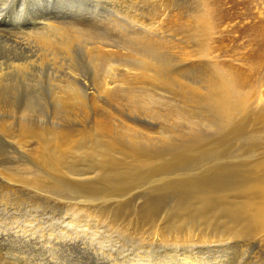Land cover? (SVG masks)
<instances>
[{
    "label": "bare ground",
    "instance_id": "1",
    "mask_svg": "<svg viewBox=\"0 0 264 264\" xmlns=\"http://www.w3.org/2000/svg\"><path fill=\"white\" fill-rule=\"evenodd\" d=\"M253 1L256 4L253 5L251 3L254 6L252 8H258L257 0ZM60 2H63V0L54 1L56 9H58L59 5L57 6V4ZM66 2L70 3L68 6L70 7L69 10L74 9L77 3L73 2V0H66ZM161 2L160 4L162 5ZM261 2L262 0H259V3ZM246 3H250V0H243V4L245 5ZM27 4L33 6V10L29 13L32 15L31 24L28 25L29 28H26L30 36L26 39L13 36L15 40L13 42L22 48L7 44L5 41H0V46L3 48L9 49L12 46L11 50L14 51L13 53L16 54V51L19 50L20 54V56L8 59L7 62L0 63V90L6 91L4 94L8 96L7 103H11L14 98L16 100V93L22 90L25 107L21 115L28 116L30 113L33 114L36 111L34 105L38 104V95H35V83L33 84V81L30 79L37 78V75L35 77L31 76L32 78L29 80L26 78L31 67L36 66L41 71L42 81L50 94L49 100L46 98L48 101H45L46 105L51 103L50 105L52 106L50 121L57 118L56 115L59 116L61 114L67 122L70 119L75 120V122L73 121V125L71 124V126H59L60 124L56 123V130H54L50 128L52 124L50 127L41 128L35 121L36 123L31 125L32 121L30 123L29 121L32 118L30 120L28 118V123L21 121L22 123H19V126L17 125L18 129L15 134H12L13 130L10 131V129L9 131L14 136L10 138L11 135H8V138L17 140L22 149L21 152H26L31 157L32 161L37 165V169L31 173H23L22 170V173L19 175L16 174V171H12L15 169L13 167L17 163L10 170H8V167V169L0 168L2 169L0 170V179L4 175L7 177V182L2 188L5 190V193L7 192L10 195L7 198L4 193L7 198L6 200L16 197V194L22 189L27 191L28 195L32 196V199L44 197L45 194H50L53 197V194L56 195L62 191H70L71 194H79L80 197L78 199L67 198L69 200L67 209L64 210V212L66 211L65 214L57 206H47V201L45 203L46 208L42 207L43 209H41L40 204H37L40 208L38 206V208L36 206L34 208V205L32 207V204L24 203L23 209L13 206L12 202L10 206L0 205V249L9 248L14 251V253L2 254L3 257L11 254L12 264H19L17 261H20L21 264H139V258L143 254L138 251L141 247L136 249L137 246H135L136 248L133 249L134 254L132 256H125L132 252L126 248L127 246L124 247L122 243L119 245L120 250L118 247L114 249H107V247L104 249L103 247L101 249L92 244L93 237H99L97 234L100 235L103 232L110 237H118L122 228H130V221H127L128 217L124 219L121 215H113L110 219L109 213L112 210L109 211V207L112 203H117L123 207L126 203L119 202L117 199L124 197V193L127 191L129 194V190L131 189L135 191L134 187L148 193L149 191H153V187H157L167 192V194L169 192L172 195L173 193L175 194L174 197L172 196L173 198L171 197L172 203L165 216L168 225L163 224L154 232L155 236L158 235L159 238L162 237L164 240L169 239L172 241L173 248H170L171 246L169 248L162 247L154 251L153 247L155 246H148L154 252L153 254L151 252L152 255L149 252L150 256L145 252L144 256L147 257L144 259L145 261H150L152 264H177L173 261L174 259L180 264H204L199 261L201 260L199 255H213L229 249L232 252H241V248L247 242L245 241L246 238H250L251 240L254 237L251 241H256L258 237L262 241V248H258L264 254V99H261L264 97L259 98L260 100L258 99L260 106H255L254 101H256V97H254V92V95H252L250 91V86L253 85L255 87H264V71H257L254 68L255 70L249 72L246 79H239L230 73L223 74L222 72L223 75H221L219 72L222 70L219 71L216 68L218 71H215V74L218 72L220 76L210 78L209 80L207 78V84L204 83L206 87L203 91L199 87L200 82L197 83L199 86L191 85L189 82L186 83L181 80L183 77L180 78V75L176 72H170V69H168L169 58L166 59L165 57V59H162V56V58L157 59L159 54H170L171 50L177 51V54L174 55L178 59L181 58V60L191 59V53L194 51L192 48H197L202 54L208 50L207 47L209 41L211 42L210 38L212 35V18L208 11L194 15L195 24L184 22L186 28H188L186 29L187 32H190L189 34L186 33L187 35L200 36V43L198 45L200 48L194 45L196 48L191 46L192 51H190L188 45L187 48L186 45H183V42L182 44L176 42L179 39L174 40V38L175 42L165 41L162 38H160L161 40H156L154 39L153 32V38L150 32L151 37H145L146 46L149 47H144L145 54L140 56L137 53L138 49H134V47H132L133 49H125L124 52L120 53L121 49H118V46H105L103 43L108 44V40L102 35L103 32H99L92 25L76 24L78 19L74 24L58 23L59 20L57 21L56 19L59 10L50 12L49 0H18L15 3V11L17 8L19 10L22 9V12ZM82 5L83 3L81 2L80 6L82 7ZM45 6L46 9L42 11ZM156 9L158 8H155L154 11ZM69 10L68 12H71ZM126 10L129 12L127 8ZM45 11L49 16L44 13ZM62 11L64 12V9ZM263 13L259 12L255 14V18L252 17L253 20L251 25L247 26L248 33L246 35L248 42L254 44L255 53L253 58L257 68L264 67V32L262 31L263 23L259 18ZM11 15L9 14L7 17L9 18L10 16L12 18ZM148 15L153 16L149 13ZM86 16L89 18V15ZM180 16L176 14L171 15L164 24H161L164 27L163 29L171 32L175 31L176 33L179 32L180 23L182 24V20L185 19V17L182 19ZM7 17L4 21L8 20ZM140 17L143 19L144 16L140 15ZM82 19H84L83 16ZM153 19L155 18L153 17ZM60 20H64V18ZM94 22H97V20ZM146 22L149 21L146 20ZM98 23H100L99 20ZM102 23L100 24L103 26ZM184 23L182 25L185 31ZM104 24L107 25L105 22ZM18 25H22L21 22ZM110 27L112 26L110 25ZM115 29L118 31L121 28ZM131 29L130 32H132ZM112 30L110 32H114ZM0 31L2 32V30ZM140 32L143 33L142 31ZM237 32L239 35L245 34V30ZM17 34L20 36V32ZM167 35L166 37L169 36ZM131 36L132 38L134 37V35ZM189 36L186 38V41ZM183 37L184 35H182ZM193 37H190L192 43L196 42V37H194L195 39ZM239 38L240 36L237 39L239 40ZM136 44L134 45L136 46ZM155 53L158 55H155ZM194 53L196 57V52ZM168 56L174 57L172 54ZM198 57L203 59L201 54ZM61 58H66L69 69L71 68L70 72L72 71L73 77L71 76L72 80L70 81L61 75L63 73L60 72L61 66L59 62L61 61L59 59ZM181 60L179 62L175 61L180 63ZM208 61L206 60V62ZM169 63L171 64V62ZM175 65L177 67L176 63ZM187 65L189 66V64ZM198 65L200 66L199 63ZM210 65L213 67L212 64ZM210 65L208 67H211ZM197 66L195 64L196 68ZM199 66L197 71L202 74V68H199ZM176 67L174 66V68ZM80 68L85 73L83 76L85 80L81 83L75 78L76 75H79L78 71H80ZM192 72L190 71V73ZM207 73L211 74L210 72ZM166 88L173 90V96L181 97V103H183L184 107L175 106L176 103L172 105V101H168L167 97L166 99L159 91L157 92L158 89ZM262 96L264 95L262 94ZM4 98H6L5 95ZM2 99H0V103ZM120 104H124L127 107L126 113H128V117L133 115L132 118L137 119L136 124L135 122L126 120L127 118L125 119L124 116L127 114L123 115L124 120L120 125L115 126V122L113 123L114 125L111 123L112 118L116 117V115H113L114 111H110L109 107L106 108V106L113 105L114 107L116 105L117 107L119 105L120 107ZM188 106L196 107L199 110L198 112H200L199 115L198 112L197 114L196 111L194 113ZM39 114L36 112V116L34 115L33 119L34 117L37 119L41 118ZM65 119H62L63 122ZM154 120L163 123V125L160 124L157 128L155 127L156 129L153 128V124L156 123ZM81 121L89 122L88 124L90 125L86 127V125L80 123ZM2 124H0V130L4 131L7 124ZM200 142H202L201 148L198 145L197 147L200 149H195L194 146ZM22 162L24 163V160ZM2 179L4 180V178ZM59 196L61 197V195ZM138 197L140 198L139 195ZM106 198L109 200L106 201ZM101 199H104L106 202L111 201L112 203L108 202L105 208L97 210V203H94L95 201L99 202ZM104 200L101 201L104 202ZM145 201L140 203L141 208L138 209L139 211L136 214V220L141 225L153 221L154 212H156L153 210L155 207H152V205L157 200H150L148 203ZM96 210L98 211V218L94 219H97L100 223V221L105 222L109 218L108 225L104 223L105 226L100 227L103 230L97 228L93 231L91 227L90 231L84 228L79 230L82 222L86 228L94 222L89 221V219L96 216ZM127 214H130V212ZM147 227L146 225L145 228ZM129 228H125V230ZM143 231H141V234ZM124 235H126L125 232ZM144 236L146 235L144 234ZM128 241L131 240L129 239ZM140 241L143 242V239ZM133 242L131 241L130 243ZM163 242L162 245L165 244ZM108 245L110 244L108 243ZM255 249L257 250V248ZM259 249L257 251H260ZM141 252H144L143 249ZM121 253L124 255L123 261L119 259V254ZM46 254L53 260L46 259ZM180 257L182 260L178 259ZM13 258H16L17 261ZM219 258L223 261L227 257L224 255ZM0 264L7 263L0 261ZM143 264H146V262Z\"/></svg>",
    "mask_w": 264,
    "mask_h": 264
},
{
    "label": "rangeland",
    "instance_id": "2",
    "mask_svg": "<svg viewBox=\"0 0 264 264\" xmlns=\"http://www.w3.org/2000/svg\"><path fill=\"white\" fill-rule=\"evenodd\" d=\"M16 1H18V0H0V30H2V32L0 31V41H5L7 44H10V45H12V46H16V47H20V48H22L20 45L18 46V44L16 45V43L15 42H13V41H15L14 40V38H13V36H16V37H22L23 39H26L27 37H29L30 36V34L28 33V29H26V28H29V26L28 25H30L31 23V19H32V15H30L29 13L33 10V6H31V5H25V8L23 9V11L21 12V10H19V9H17L16 8V11H15V3H16ZM54 1H56V0H49V11L50 12H52L53 10H56V11H58L57 12V21H58V23H62V24H74V23H76L77 21V23L76 24H83V25H88V26H91L92 25V27L93 28H95V29H98V31L99 32H103L102 33V35L105 37V39L106 40H108V44H105V43H103L105 46H107V45H112L113 47H114V45L117 47L118 46V49H121L120 50V53H122V52H124L125 51V49H128V48H131V49H133L132 47H134V49H138V51H137V53H139L140 54V56L142 55V54H145V51L143 50V49H145V48H148L149 46H146V39H145V37L146 38H148V37H151V35H152V38L154 37V39H156V40H159L160 38H162V40H165V41H171V42H175L174 40H178V41H176L177 43L179 42L180 44H182V42H183V45H188L189 46V50L190 51H192V49L194 50V51H192V56H191V59H182L181 60V58L180 59H178L177 57H176V55H174V54H177V51L176 52H174V50H171L170 51V54H172L174 57H171V56H168V55H170V54H165V53H161V54H159V56H157V59H159V58H162V56H163V58L162 59H165V57H166V59L167 58H169V60H168V64L170 65H168V69H170L169 71L170 72H172V73H177L178 75H180L179 77L180 78H182L181 80H183V81H185L186 83H188L189 82V84H191V85H195V86H199L200 88H201V90H203L204 91V89H205V87H206V85L205 84H207V78H208V80L210 79V78H217V77H219L220 76V74L221 75H223V74H226V73H230V74H232L233 76H235V78L237 77V78H239V79H246L247 78V76H248V73L249 72H251L252 70H255L254 68H256V70L257 71H264V67H258L257 68V66L254 64L255 62H254V53H255V47H254V44H252L251 42H248V40H247V37H246V35H247V26L248 25H251V22H252V17H256V15L255 14H258L259 12H264V6H263V0H262V2L261 3H259V0H257V7L258 8H256V9H254V8H252V7H254V6H252V4L254 5V4H256V2H254L253 0L251 1L250 0V3H246L245 5L243 4V0H160V2L162 3V5L160 4V2H158V0H73V2H77L76 3V6H75V8L74 9H70L69 10V8L70 7H68L69 6V2H66V0H63V2H60V3H58L57 4V6H58V9H56V4H54ZM72 1V0H71ZM83 3V5H82V7L80 6V3ZM113 2V3H112ZM146 2V3H145ZM156 2H158V3H156ZM238 2H239V4H238ZM98 3V4H97ZM131 3V4H130ZM167 3V4H166ZM252 3V4H251ZM169 4V5H168ZM5 5V6H4ZM64 5V6H63ZM78 5V6H77ZM161 5V6H160ZM4 6V7H3ZM27 6V7H26ZM60 6H61V8H60ZM125 6H126V8L128 9V11L129 12H127V10H126V8H125ZM168 6V7H167ZM85 8V10H84V8ZM129 7H131V8H129ZM153 7V8H152ZM4 8V9H3ZM60 8V9H59ZM67 8V9H66ZM155 8H158V9H156V11H154L155 10ZM161 8V9H160ZM46 9V6L43 8V10L42 11H44ZM64 9V12L62 11L61 12V10H63ZM78 9H80V10H78ZM131 9V10H130ZM153 9V10H152ZM169 9V10H168ZM258 9V10H257ZM19 10V11H18ZM68 10L69 11H71V12H68ZM85 12H84V11ZM124 10H126V11H124ZM133 10V12H131ZM150 10V11H149ZM171 10V11H170ZM75 11H77V12H75ZM90 13H89V12ZM92 11H94V12H92ZM137 11V12H136ZM153 11V12H152ZM173 11H175V12H173ZM178 11V12H177ZM203 11H208V13L210 14V16H211V18H212V35H211V38H210V40H211V42L209 41V44H208V47H207V49L208 50H206V51H208V52H203V54L202 53H200L199 52V50L196 48V46L198 47V45H199V41H200V36H194L193 34H191V36H189V35H187L186 33H190V32H187V30L186 29H188V28H186V25H185V23L186 22H188V23H190V24H195V22L196 21H194L195 19H194V15H198L200 12H203ZM66 12V13H65ZM124 12H125V14H124ZM127 12V13H126ZM163 12V13H162ZM177 12V13H176ZM45 14H47L48 15V13L45 11L44 12ZM65 14V16H64V14ZM71 13V14H70ZM73 13H74V15H73ZM78 13V14H77ZM119 13V14H118ZM122 15H121V14ZM131 13H133V15H131ZM135 13V14H134ZM136 13H137V15H136ZM148 13L149 14H152L153 16H149L148 15ZM183 13V14H182ZM9 14H12L11 16H12V18H10V16H9V18L7 17ZM92 14V15H91ZM94 14V15H93ZM112 14V15H111ZM124 14V15H123ZM128 14V15H127ZM155 14V15H154ZM160 14V15H159ZM163 14V15H162ZM171 16V15H174V14H176V15H179L180 16V14H181V16H183V17H181L180 16V18H184L185 17V19H183L182 21H183V23H184V25H185V31H184V28H183V23L181 24L180 23V27H179V32H177L178 33V35H180V36H178L177 35V33L175 32V31H169V30H167L166 31V29H163L164 27L161 25V24H164L168 19H169V15ZM69 15H73L72 17L70 16V18H69ZM76 15H78V16H76ZM86 15H89V18L86 16ZM121 15V16H120ZM140 15H142V17H143V19H141V17H140ZM166 15H168V16H166ZM189 16L188 18H187V16ZM252 15V16H251ZM3 16V17H2ZM20 16V17H19ZM49 16V15H48ZM63 16V17H62ZM81 16V17H80ZM82 16H83V18L84 19H82ZM120 16V17H119ZM124 16V17H123ZM125 16H127V17H125ZM146 16V17H145ZM151 18L152 17V19H150L149 20V18ZM163 16V18H161ZM194 16V17H193ZM6 17L8 18V20H6V21H4V19H6ZM75 17V18H74ZM96 17V18H95ZM99 19H98V18ZM131 17V18H130ZM133 17H135V18H133ZM153 17L155 18V19H153ZM160 17V18H159ZM64 18V20H60V19H63ZM68 18V19H67ZM110 18H111V20H110ZM114 20H113V19ZM141 20H140V19ZM179 18V19H180ZM260 18V20H261V22L263 23L262 24V31L264 32V13H263V15L261 16V17H259ZM75 19V20H74ZM78 19V20H77ZM109 19V20H108ZM140 20V22H139V20ZM147 21H149V22H146V20ZM29 20V21H28ZM65 20H67V21H65ZM72 20V21H71ZM77 20V21H76ZM92 20V21H91ZM97 20V22H94V21H96ZM98 20H99V22L100 23H102L103 21L105 22V23H107V25L106 24H104V22L102 23L103 24V26L100 24V23H98ZM107 20H108V22H107ZM121 20V21H120ZM127 20H129V21H127ZM131 20H133L132 22H130ZM158 20H160V21H158ZM256 20H259V19H256ZM15 21H17V22H15ZM27 21V22H26ZM65 21V22H64ZM71 21V22H70ZM88 21H90V22H88ZM118 21V22H117ZM143 21H145L144 23H143ZM151 21H152V23H154V22H158L157 24L155 23V24H152L151 23ZM21 22V24L22 25H24V26H22V25H18L19 23ZM82 22V23H81ZM88 24H87V23ZM117 24H116V23ZM135 22V23H134ZM163 22V23H162ZM24 23H29V24H24ZM94 23V24H93ZM111 23V24H110ZM113 23L115 24L114 26H113ZM120 23H121V25H120ZM131 23H133V24H131ZM145 23H146V25L147 26H149V27H147L146 25H145ZM122 24H123V26H122ZM124 24H126V25H128V26H126V25H124ZM136 24V25H135ZM106 25V26H105ZM110 25L112 26V27H110ZM118 25V26H117ZM130 25V26H129ZM132 25V26H131ZM162 26V27H160V26ZM20 26H22V27H20ZM26 26V27H25ZM96 26V27H95ZM107 26H109V27H107ZM120 26V27H119ZM122 26V27H121ZM134 26V27H133ZM140 26V27H139ZM142 26V27H141ZM155 26H157V27H155ZM102 29H101V28ZM126 27V28H125ZM128 27V28H127ZM110 28V29H109ZM112 28H114L113 30H112ZM115 28H121V29H118V31L115 29ZM132 28V29H131ZM143 28V29H142ZM21 29H22V31H21ZM109 29V30H108ZM125 29H127V30H125ZM128 29H129V31H128ZM130 29H131V31L134 33H132V32H130ZM137 29H138V31H137ZM140 29V30H139ZM157 29V30H156ZM183 29V30H182ZM114 31V32H110V31ZM153 30V31H152ZM160 30V31H159ZM162 30V31H161ZM242 31V30H245V34L244 35H239V33L237 32V31ZM4 31H5V33H7V34H5L4 33ZM18 31V32H17ZM26 31V32H25ZM120 31H122V32H120ZM126 31V32H125ZM140 31H142L143 33H141ZM165 31V32H164ZM20 32V36H19V34H17V33H19ZM108 32V33H107ZM124 32V33H123ZM151 32V33H150ZM152 32H153V34H154V36H153V34H152ZM160 32H162V33H160ZM185 32V33H184ZM1 33H3V34H1ZM11 33V34H10ZM22 33V34H21ZM25 33H27V34H25ZM111 33H115V34H111ZM124 35V34H126V35H122V34ZM130 33V34H129ZM132 33V34H131ZM145 33V34H144ZM148 35H147V34ZM151 35H150V34ZM158 33V34H157ZM168 36V37H166V35ZM184 33V34H183ZM106 34H107V36H106ZM111 34V35H110ZM116 34H119V35H116ZM138 34V35H137ZM161 34V35H160ZM5 35V36H4ZM7 35V36H6ZM9 35H11V36H9ZM128 35V36H127ZM131 35H134V37L132 38V36ZM139 35H140V38H139ZM150 35V36H149ZM164 35H165V37H164ZM174 35H176V36H174ZM182 35H184V37L182 38ZM112 36V37H111ZM119 36V37H118ZM127 36V37H126ZM136 36V37H135ZM148 36V37H147ZM158 36V37H157ZM159 36H163V37H159ZM172 36V37H171ZM178 36V37H177ZM189 36V38H188V40L186 41V38ZM196 37V39L194 38V37ZM214 36V37H213ZM238 36H240V38H239V40L237 39L238 38ZM119 39H118V38ZM129 37H131V38H129ZM138 37V38H137ZM158 39H157V38ZM190 37H193L195 40H196V42L194 41V43H192V40H190ZM13 38V39H12ZM113 38V39H112ZM117 40H116V39ZM122 38V39H121ZM124 38H126V39H124ZM129 38V39H128ZM143 38V39H142ZM169 38V39H168ZM175 38V39H174ZM192 38V39H193ZM135 39V40H134ZM174 39V40H173ZM182 39V40H181ZM193 39V40H194ZM12 40V41H11ZM18 40H20V39H18ZM143 40H145V41H143ZM161 40V39H160ZM111 41H113V42H111ZM119 41H120V43H119ZM189 41V42H188ZM117 42V43H116ZM130 42V43H129ZM135 42V43H134ZM145 42V43H144ZM213 42V43H212ZM15 45H14V44ZM121 43H122V45H121ZM129 43V44H128ZM138 45H137V44ZM134 44H136V46L134 45ZM141 44V45H140ZM143 44V45H142ZM124 45V46H123ZM130 45V46H129ZM194 45H196V46H194ZM12 46L11 47H9V49H5V48H3L2 46H0V50L1 49H3V50H1L0 51V63L1 62H7V60L8 59H10V58H12V57H17V56H20V54H19V50H17L16 51V54L15 53H13L14 51L13 50H11V48H12ZM139 46V47H138ZM188 46H187V48H188ZM195 47L196 49H194V48H190V47ZM108 47V46H107ZM123 47H125V48H123ZM127 47V48H126ZM145 47V48H144ZM198 48H200V47H198ZM196 50V51H195ZM26 51H27V48H26ZM150 53H151V51H149ZM165 52V51H164ZM194 52H196V57H195V53ZM27 53V52H26ZM200 53L201 55H202V57H203V59L201 58V57H198V56H200V54L198 55V54ZM206 53H207V55H206ZM152 54V53H151ZM164 54V55H163ZM155 55H158L157 53H155ZM205 55V56H204ZM3 56V57H2ZM3 58V59H2ZM172 60H171V59ZM213 59V60H211V59ZM64 60V61H63ZM174 60V61H173ZM177 62H179V60H181L180 61V63H177ZM206 60L208 61V62H206ZM59 61H61V62H59L60 63V66H61V68H60V72H63V73H61V75L62 76H64V77H66L65 79L66 80H68V81H70V80H72V77H73V75H72V71L70 72V70H71V68L69 69V64H68V61H67V59L66 58H61V59H59ZM216 61V62H215ZM169 62H171V64L169 63ZM215 62V63H214ZM175 63L177 64V67H176V65H175ZM185 63H187V64H189V66L187 65H184ZM198 63L200 64V66L198 65ZM212 64L213 65V63H214V65H213V67L210 65V64ZM181 66H180V65ZM193 66H192V65ZM195 64H196V66L198 65L199 66V68H202V71H201V73L202 74H200V72H198L197 70H198V66H197V68L195 67ZM211 66V67H208V66ZM217 65V66H216ZM255 65V66H254ZM171 66H173V67H171ZM174 66L176 67V68H174ZM205 66V67H204ZM35 67V68H34ZM68 67V68H67ZM172 69H171V68ZM181 67V68H180ZM192 67V68H191ZM207 67V68H206ZM4 68V67H3ZM64 68V69H63ZM173 68H174V70H173ZM185 68V69H184ZM219 70V71H221V72H219L220 74H218V72H217V74H215L216 72L215 71H218L217 69ZM261 68V69H260ZM63 69V70H62ZM181 69V70H180ZM186 69H187V73H186ZM205 69H207V70H205ZM211 69H213V71H211ZM251 69V70H250ZM34 70H36V71H34ZM175 70H177V71H175ZM178 70H179V73H178ZM184 72H183V71ZM201 70V69H200ZM199 70V71H200ZM68 71V72H67ZM169 71H168V73H169ZM174 71V72H173ZM190 71L192 72V71H194V72H192V73H190ZM32 72V73H31ZM34 72V73H33ZM181 72V73H180ZM189 72V73H188ZM207 72H210L211 74L209 75ZM222 72H223V74H222ZM78 73H79V75H76L75 76V78L77 79V80H79L80 81V83L81 82H84V78H83V76H84V70L82 69V68H80V71H78ZM183 73V74H182ZM30 74V75H29ZM34 74V75H33ZM67 74V75H66ZM70 74V75H69ZM185 74V75H184ZM189 74V75H188ZM195 76H194V75ZM200 74V75H199ZM208 74V75H207ZM37 75V78L35 77ZM39 75V76H38ZM182 75V76H181ZM191 75V76H190ZM206 76V77H204V76ZM213 75V76H212ZM218 75V76H217ZM35 77V78H32V77ZM68 76H70V77H68ZM72 76V77H71ZM212 76V77H211ZM214 76H216V77H214ZM78 77V78H77ZM201 77V78H200ZM30 78H32V79H30ZM80 78V79H79ZM179 78V79H180ZM200 78V79H199ZM203 78H205V79H203ZM26 79H30V80H32L33 81V84L35 83V95L37 94L38 96H37V98H38V104L37 105H34V108H35V112L32 114V113H30V114H28V116H26V115H24V116H22L21 114H22V110L24 109V107H25V103H23V97H24V95H23V91L21 90V91H19L18 93H16V97H17V99L15 100V98L14 99H12L13 101L11 102V103H7V98H8V96H6V94H4L6 91H4L3 92V89H1L0 91V99H2V101H1V105H0V110H1V112H0V124H2V125H6L7 124V127H5V130L4 131H1L0 130V163H2V164H0V168H2V169H8V170H10L16 163V165L13 167V168H15V169H17V170H15V169H13L12 171H16V174H21L22 172V170H23V173H27V172H29V173H31V172H33V171H35L37 168H36V166L37 165H35V163H34V161H32V159H31V157L26 153V152H21L22 151V149L20 148V146H19V144L17 143V140H15V139H13V140H11L10 138L12 137V136H14V135H12L13 133L15 134V132H16V130L18 129V126L24 121V122H27L28 123V121H27V119L29 118V120H30V118H32V120H30L29 121V123L32 121H34L33 122V124H32V122L30 123L31 125H34L36 122V124L37 125H39V127H41V128H44V127H50V125H51V127L50 128H52V129H54V130H56L55 128H56V126H55V124L57 123L59 126H71V124L73 125V121L75 122V120H73V119H70V120H68V122L66 121V119L65 118H63V116H61V114L58 116V115H56V117L58 118H54V119H51V121L52 120H54V121H50V118H51V116H52V114H51V111L50 110H52V106L50 105V104H48V105H46L45 104V101H48L49 100V97H50V94H49V91H47L48 89H46L45 88V86H44V82L42 81L43 80V78H42V73H41V71H39V69H37L36 68V66H33V67H31V70L29 71V73H27V78ZM36 79H37V81H36ZM192 79H193V81H192ZM19 80H21V79H19ZM39 80V81H38ZM83 80V81H82ZM40 81H41V83H40ZM200 82V83H199ZM202 82H203V84H202ZM43 83V84H42ZM195 83V84H194ZM197 83H199V85H197ZM205 83V84H204ZM13 84V83H12ZM42 84V85H41ZM38 85V86H37ZM250 85H251V83H250ZM38 89V90H37ZM46 89V90H45ZM242 89V88H241ZM264 87H259V86H257V87H255L254 85L253 86H250V91H251V94L252 95H254V97H256V101H254V104H256L255 106H260L259 104L260 103H258L259 102V98H261V97H264V96H262V94L264 95ZM43 90V91H42ZM45 90V91H44ZM169 90H171L170 88L169 89H158L157 90V92L159 91V93H161L162 95H164L165 96V98L167 97L169 100L168 101H172L171 102V104L172 105H174L175 103V106H180V107H184L182 104L183 103H181V97H179V96H173V90H171V91H169ZM254 90V91H253ZM42 91V92H41ZM163 91V92H162ZM166 91V92H165ZM172 92V93H171ZM253 92H254V94H253ZM3 93V94H2ZM20 93V94H19ZM44 93H45V95H44ZM175 93V92H174ZM2 94V95H1ZM39 94H42V95H39ZM167 94V95H166ZM4 95H5V97L6 98H4ZM19 95V96H18ZM3 96V97H2ZM48 96V97H47ZM170 97H171V99H170ZM173 97H175V98H173ZM43 98V99H42ZM48 100H47V99ZM166 98V99H167ZM20 99V100H19ZM259 99V100H258ZM261 99H264V98H261ZM6 101V102H5ZM179 103V104H178ZM11 104V105H10ZM3 105V106H2ZM5 105V106H4ZM46 105V106H45ZM124 104H120V107H122V108H120L119 107V105L116 107V105H114V107H116L115 109H113L114 107H113V105H111V106H106V108H108L109 107V110L110 111H114L113 112V115H116V117L114 116V118H112V120H113V122H112V120H111V123L113 124L114 122V124H115V126L116 125H120L121 123H122V121L124 120V117H125V119L126 120H130L131 122H135V124H136V122H137V119H133L132 118V116L133 115H131V116H129L128 117V113H126L127 112V107L125 106ZM3 107V108H2ZM112 109H111V108ZM189 107V109H192L193 111H194V113H195V111H196V114H197V112L199 111L196 107H193V106H188ZM194 108V109H193ZM6 109V110H5ZM21 109V110H20ZM38 109V110H37ZM118 109V110H117ZM196 109V110H195ZM117 110V111H116ZM47 111V112H46ZM124 111H125V113H124ZM36 112L39 114V116L41 117V118H36V117H34V119H33V116L36 114ZM117 114H116V113ZM122 112V113H121ZM8 113V114H7ZM199 113L200 112H198V115H199ZM125 114H127V115H125ZM18 115V116H17ZM19 115H20V117H19ZM120 115V116H119ZM122 115V116H121ZM123 115H125L124 117H123ZM3 116V117H2ZM16 116V117H15ZM31 116V117H30ZM36 116V115H35ZM50 116V117H49ZM118 117V118H117ZM36 118V119H35ZM60 118V119H59ZM23 119H25V120H23ZM40 119V120H39ZM42 119V120H41ZM57 119V120H56ZM62 119H65L64 120V122H63V120ZM121 119V120H120ZM12 120V121H11ZM39 120V121H38ZM44 120V121H43ZM48 120V121H47ZM60 122H59V121ZM115 120H117V121H115ZM22 121V122H21ZM36 121V122H35ZM59 123H58V122ZM69 121H70V123H69ZM40 122V123H39ZM55 122V123H54ZM62 122V123H61ZM67 122V123H66ZM116 122H118V123H116ZM120 122V123H119ZM154 122H156V123H154L153 124V128H157L158 127V125H160V124H162L163 125V123H161V122H158V121H156V120H154ZM5 123V124H4ZM20 123V124H19ZM64 123V124H63ZM66 123V124H65ZM76 123H77V121H76ZM80 123H82V124H84V125H86V127H88L90 124H88L89 122H84V121H81ZM56 124V125H57ZM113 124V125H114ZM18 125V126H17ZM36 126V125H35ZM58 127V126H57ZM155 128V129H156ZM11 129V130H10ZM7 130V131H6ZM12 131V134H11V132L10 131ZM5 131H6V133H5ZM4 132V133H3ZM10 134H9V133ZM6 134V135H5ZM8 135H11L10 136V138H8ZM197 144V143H196ZM202 144V142H200V143H198L196 146H194L195 147V149H200L201 147L200 146H202L201 145ZM11 145V146H10ZM199 145V147L200 148H198L197 146ZM11 147V148H10ZM13 150V151H12ZM4 152V153H3ZM11 155V156H10ZM23 156V157H22ZM25 157H27V158H25ZM29 157V158H28ZM25 158V159H24ZM2 159V160H1ZM29 159H31V160H29ZM14 160H15V162H14ZM24 160V163L22 162ZM28 161V162H27ZM6 164H5V163ZM30 162H32L31 163V165H30ZM9 165H8V164ZM12 163H13V165H12ZM23 163V164H22ZM27 163H29V164H27ZM7 165V166H6ZM10 165H12V166H10ZM30 165V166H29ZM33 165V166H32ZM26 166V167H25ZM35 166V168H33ZM8 167V168H7ZM22 167H24V168H22ZM30 167H31V169H30ZM20 168H22L21 170H20ZM2 169H0V170H2ZM25 169V170H24ZM28 169V170H27ZM5 176V175H4ZM1 176V179L0 180H2V181H4L3 182V184H1V182L2 181H0V186H1V188L5 185V183L7 182V177L5 176ZM2 178H4V180L2 179ZM0 188V205H8V206H10V203L12 202L13 203V206H17V207H19L18 209H23L24 207H23V205H24V203H27V204H29V205H31L32 204V207H33V205H34V208H35V206L37 207L39 204H40V207H41V209H43V208H46V206H45V203H46V201H47V203H46V205L47 206H49L50 207V205H51V207L52 206H57V207H59L62 211H63V214H65V212H64V210H66L67 209V203H68V200L69 199H67V198H77L78 199V197H80V195L79 194H74V193H72L71 194V192L70 191H62V192H59L58 194H56V195H54L53 194V197L49 194H45V196L44 197H40V198H38L39 199V201H38V199L36 200V199H32V196L29 194L28 195V193H27V191H25L24 189H22L18 194H16V197H14V198H11L10 200L8 199V200H6L10 195L6 192L5 193V190L2 188L1 189ZM154 189H153V191H149V193L148 192H146V191H143V190H141V189H137V187L135 188L134 187V190L135 191H137L136 193H135V191H132L133 189H131V190H129V194H128V191L127 192H125L124 193V197H122V198H120V199H117V200H119V202L120 201H122V202H124V203H126V204H124L123 205V207H122V205H119V204H117V203H112L111 201H108V202H110V203H112L111 205H110V207H109V211H111L109 214H110V219L113 217V215H121V217L122 218H127V221L129 222L130 221V228L129 227H124V228H122L123 229V231H122V229H121V233L118 235V237L117 236H109L108 234H106V233H103L102 232V234H97L99 237H93V239H92V244L93 245H95L96 247H98V248H101V249H103V247H104V249H106L105 247H107V249H114L115 247H118L119 248V245L122 243V244H124V247L125 246H127L126 248H128L129 250H131V252L132 253H128V254H126L125 256H132L134 253V250L133 249H135L136 247L135 246H137V248L136 249H138L139 247H141L142 249H143V251L144 252H141L142 251V249L141 248H139L138 249V251L140 252V253H143V254H141V258H139V261H138V263L139 264H143V263H145L146 262V264H152V262H150V261H148L147 262V260L145 261L144 259H146L147 257L146 256H144V253L146 252L147 254L149 253L150 255H152L153 254V252L155 251V249H158V248H162V247H167V248H169L170 246V248H173V245H172V241H170L169 239L168 240H164L162 237H158V235H154L155 233V230L157 229H159L160 228V226L161 225H168V223H166L167 221V218H166V220H165V216H166V214H167V212H168V210H169V206L171 205V203H172V198L174 197V193H173V195H172V193L170 194V192L167 194V192H164V191H162V190H160V189H158L157 187H153ZM24 191V192H23ZM132 191V192H131ZM139 191V192H138ZM160 191V192H159ZM135 194H134V193ZM141 192V193H140ZM155 193V194H153V193ZM3 193V194H2ZM6 194V196H7V198H6V196H5V194ZM26 193V194H25ZM133 193V194H132ZM139 193V194H138ZM146 193V194H145ZM150 193H152L151 195H150ZM22 194V195H21ZM24 194H25V196H24ZM142 194H144L143 195V198H144V201L145 202H147L148 203V201H150V200H157L153 205H152V207H155V209H153L154 211H156V212H154V214H155V216H154V222L153 221H150V222H148V223H146L145 225L144 224H140V223H138L137 221L138 220H136L137 218H136V214L138 213V209H140L141 207V205H140V203L141 202H144L143 201V198H142ZM9 195V196H8ZM59 195H61V197L59 196ZM68 195H70V196H68ZM138 195L140 196V198L138 197ZM160 195V196H159ZM171 195V196H170ZM28 196H31V197H27ZM65 198H64V197ZM146 196V197H145ZM155 198H154V197ZM159 196V197H158ZM173 196V197H172ZM3 197V198H2ZM149 199H148V198ZM169 197V198H168ZM172 197V198H171ZM54 198V199H53ZM55 198H57L56 200H55ZM59 198V199H58ZM140 200H139V199ZM146 198V199H145ZM159 198V199H158ZM2 199H4L3 201H2ZM25 199V200H24ZM32 199V200H31ZM100 199V198H99ZM165 199H166V201H165ZM6 200V201H5ZM13 200V201H12ZM19 201V203H18V201ZM23 200V201H22ZM27 200V201H26ZM44 200V201H43ZM50 200V201H49ZM60 200H62V201H60ZM71 200V199H70ZM102 201L104 200V199H101ZM101 200H99V202L98 201H95V203L94 204H98V203H100L99 205H97L96 204V208H97V210L99 209H101L102 210V208H105V206H107V204H108V202H106L107 200H109V199H107L106 198V201L104 200V202H102ZM160 200H161V202H160ZM1 201H2V203H1ZM30 201V202H29ZM33 201V202H32ZM42 201V202H41ZM55 203H54V202ZM57 201V202H56ZM127 201V202H126ZM7 202V203H6ZM16 202V204H14ZM23 202V203H22ZM32 202V203H31ZM40 202V203H39ZM61 202V203H60ZM18 203V204H17ZM36 203V204H35ZM42 203V204H41ZM102 203H104V204H102ZM109 203V204H110ZM136 203V204H135ZM162 203H163V205H162ZM166 203H168V204H166ZM22 204V205H21ZM38 204V205H37ZM49 204V205H48ZM52 204H54V205H52ZM57 204V205H56ZM116 204V205H115ZM129 204V205H128ZM133 204V206H131V205ZM2 205V206H3ZM103 205V206H102ZM113 205V206H112ZM115 205V206H114ZM118 205V206H117ZM137 205V206H136ZM158 205V206H157ZM112 206V207H111ZM39 207V206H38ZM37 207V208H38ZM39 207V208H40ZM43 207V208H42ZM65 207V208H64ZM101 207V208H100ZM116 207V208H115ZM134 207V208H133ZM112 208V209H111ZM113 208H114V212H113ZM120 208V209H119ZM123 208V209H122ZM129 208V209H128ZM133 208V209H132ZM17 209V210H18ZM95 211V214H96V216H93V217H91L90 219H92V220H90L89 219V221H94V222H92L91 223V225H89V227H85V225H83L84 223L82 222V224H81V226H80V228H79V230L80 229H87V231H90L91 229L94 231V229L96 230L97 228L99 229V230H103L102 228H100V227H102V226H105V224H107L108 225V222H109V220L107 219V221H105V222H102V221H100V223H99V221H97V219H94V218H98V211ZM119 210V211H118ZM130 210V211H129ZM68 211V210H67ZM124 211V212H123ZM120 212V213H119ZM130 212V214H127V213H129ZM132 212V213H131ZM113 213V214H112ZM126 213V214H125ZM109 214H108V216H109ZM134 214H135V216H134ZM124 216V217H123ZM126 216V217H125ZM133 217H134V222H133ZM157 217V218H156ZM130 218V219H129ZM161 218V219H160ZM160 219V220H159ZM2 221H4V219H2ZM161 221H162V223H161ZM132 222V223H131ZM94 223V224H93ZM96 223H98V224H96ZM105 223V224H104ZM134 223V224H133ZM135 223H136V225H135ZM152 224V226H151V224ZM90 224V223H89ZM101 224V225H100ZM138 224H140V225H138ZM150 224V225H149ZM156 224H158V225H156ZM134 225V226H133ZM146 225L148 226L147 228H145L146 227ZM135 226H137L136 227V229H135ZM159 226V227H158ZM90 227H91V229H90ZM142 229H141V228ZM158 227V228H157ZM125 228H129V229H126L125 230ZM132 228H133V230H132ZM143 228H145V229H143ZM152 230H151V229ZM131 229V230H130ZM138 229H141V230H138ZM148 229V230H147ZM154 229V230H153ZM125 230V231H124ZM144 230V231H143ZM151 230V231H150ZM132 231V232H131ZM134 231H135V233H134ZM137 231V232H136ZM141 231H143L142 232V234H143V236H142V234H141ZM147 231V232H146ZM148 231H150V232H148ZM111 232V231H110ZM124 232H125V234L126 235H124ZM132 234H131V233ZM137 234V235H136ZM141 234V235H140ZM144 234L146 235V236H144ZM153 234V235H152ZM136 236V237H134V236ZM150 235H152L151 237H150ZM103 237V238H101V237ZM111 238H109V237ZM122 236H124V237H122ZM130 237V238H128V237ZM137 236H139L138 238H137ZM142 236V237H141ZM117 237V238H116ZM126 237H127V239H126ZM132 237V238H131ZM144 237V238H143ZM148 237H150V238H148ZM155 237V238H154ZM99 238H100V240H99ZM116 238V239H115ZM121 238V239H120ZM134 238V239H133ZM152 238V239H151ZM255 238V237H254ZM254 238H251V240L252 239H254ZM257 238V237H256ZM126 239V240H125ZM131 240L133 243H130L131 241H128V240ZM136 239H137V241H136ZM141 239H143V242L142 241H140ZM146 239H147V242H146ZM162 239V240H161ZM97 240V241H96ZM99 240V241H98ZM118 241V242H116V241ZM159 240H161V241H159ZM250 240V238H246V240L245 241H247V242H245L246 244V246L244 245L242 248H241V252H239V251H234V252H232V250L231 249H229V250H227V251H222V252H217L216 254H213V255H199L198 253V255L200 256V259L201 260H199V261H201L202 263H204V264H209V262H211L210 264H264V254L261 252V249H259V248H262V246H263V244H262V241L259 239V237H258V239H256V241L255 240H253L254 241V243H253V241H251ZM258 240V241H257ZM102 243H101V242ZM105 241V242H104ZM140 241V242H139ZM148 241H149V243H148ZM155 241V242H154ZM157 241V242H156ZM164 241V242H163ZM167 241H169V242H167ZM249 241H250V245H249ZM99 242V243H98ZM145 242V243H144ZM151 242V243H150ZM154 244H153V243ZM162 242L163 243H165V244H163L162 245ZM108 243L110 244V245H108ZM137 243V244H136ZM159 243V244H158ZM168 243H169V245H168ZM98 244H99V246H98ZM130 244V245H129ZM140 244V245H139ZM158 244V245H157ZM253 246H252V245ZM132 245V246H131ZM134 245V246H133ZM147 246V247H146ZM148 246H151V247H153V246H155V247H153V249H154V251H152V248L151 247H148ZM157 246V247H156ZM261 246V247H260ZM110 247V248H109ZM130 247V248H129ZM131 247H133V248H131ZM259 247V248H258ZM148 248V249H147ZM245 248V249H244ZM255 248H257V250L259 249L260 251H257ZM147 249V250H146ZM119 250H120V248H119ZM149 250V251H148ZM225 250V249H224ZM253 250V251H252ZM254 250H256V251H254ZM148 251V252H147ZM14 253V251H12L11 249H4V250H1L0 249V261H2V262H5V263H13V262H11L12 261V259H11V254H9V256L7 255L6 257L4 256L3 257V255H5V254H7V253ZM151 252H152V254H151ZM226 253V254H225ZM235 253V254H234ZM239 253V254H238ZM256 253V254H255ZM3 254V255H2ZM148 254V255H149ZM238 254V255H237ZM48 254H46L45 256V258L46 259H51V258H49L48 256H47ZM120 256H119V259H120V261H123V253H121V254H119ZM149 255V256H150ZM225 255V257H227L225 260H220V258L219 257H221V256H224ZM233 255V256H232ZM237 255V256H236ZM143 256V257H142ZM214 256V257H213ZM248 256V257H247ZM3 257V258H2ZM7 257H8V259H7ZM44 257V256H43ZM43 257H41V258H43ZM122 257V258H121ZM238 257V258H237ZM256 257V258H255ZM143 258V259H142ZM207 258V259H206ZM10 259V260H9ZM14 260H16L17 261V259L16 258H13ZM140 259H141V261H140ZM179 260L181 259L182 260V258L180 257V258H178ZM209 259V260H208ZM230 259V260H229ZM257 259V260H256ZM7 260V261H6ZM9 260V261H8ZM51 260H53V259H51ZM145 261V262H144ZM173 261L175 262V263H177V264H180V263H178V261L176 262L174 259H173ZM40 263H41V261H39ZM43 262V261H42ZM17 263H19V264H21V262L20 261H17ZM45 263H46V261H45ZM73 263V262H72ZM168 263V262H167ZM61 264H66V263H61ZM73 264H75V263H73Z\"/></svg>",
    "mask_w": 264,
    "mask_h": 264
}]
</instances>
